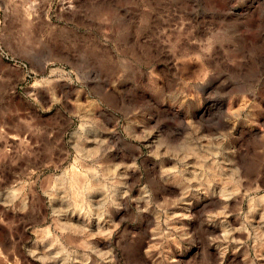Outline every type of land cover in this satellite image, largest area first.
<instances>
[{"label": "rangeland", "instance_id": "rangeland-1", "mask_svg": "<svg viewBox=\"0 0 264 264\" xmlns=\"http://www.w3.org/2000/svg\"><path fill=\"white\" fill-rule=\"evenodd\" d=\"M0 264H264V0H0Z\"/></svg>", "mask_w": 264, "mask_h": 264}, {"label": "bare ground", "instance_id": "bare-ground-1", "mask_svg": "<svg viewBox=\"0 0 264 264\" xmlns=\"http://www.w3.org/2000/svg\"><path fill=\"white\" fill-rule=\"evenodd\" d=\"M80 180V179H79ZM82 181V180H81Z\"/></svg>", "mask_w": 264, "mask_h": 264}]
</instances>
